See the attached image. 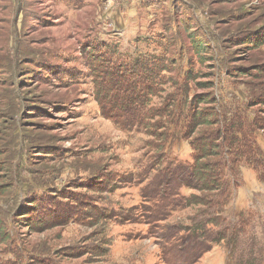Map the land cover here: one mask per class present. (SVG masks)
I'll return each mask as SVG.
<instances>
[{
	"label": "rangeland",
	"instance_id": "rangeland-1",
	"mask_svg": "<svg viewBox=\"0 0 264 264\" xmlns=\"http://www.w3.org/2000/svg\"><path fill=\"white\" fill-rule=\"evenodd\" d=\"M152 65L148 126L106 118ZM173 95L264 119V0H0V264H264V172L188 189L189 141L153 136Z\"/></svg>",
	"mask_w": 264,
	"mask_h": 264
},
{
	"label": "trees",
	"instance_id": "trees-1",
	"mask_svg": "<svg viewBox=\"0 0 264 264\" xmlns=\"http://www.w3.org/2000/svg\"><path fill=\"white\" fill-rule=\"evenodd\" d=\"M157 67V65L149 67L151 75L145 76L135 72L125 83L108 81L113 99L109 97V108L107 114L103 115L110 119L112 113L125 110V113L129 114L130 122L147 127L146 122L151 120L150 116L147 117L150 110L144 112L145 103L142 98L145 95H154L157 91L159 83ZM204 97L210 98L209 102H206L208 105L214 104L212 94ZM198 98L193 96L189 101L182 102L177 96L169 97L159 115L166 118L165 132L153 136L162 140L165 145L170 144L178 136L185 141L188 140L193 153L188 189L202 195L206 194L203 198L209 196L216 200L218 197L226 196V204L228 197L235 193L233 188L238 185L242 168L261 169L264 172V148L258 145L256 134L262 132L264 136V119H259L255 115L249 119L245 114L246 110L233 114L223 106L219 110L220 115L216 114L214 108H207L204 112L199 110V105L205 102ZM259 103L264 105V99ZM251 107L252 104L246 109ZM195 197L197 196H191L186 200L196 199L194 205L209 206V209L217 211L214 210V213H219L220 207H223V201L218 203L210 200L204 203L203 198ZM208 221L213 224L211 220ZM230 226L232 223L228 227Z\"/></svg>",
	"mask_w": 264,
	"mask_h": 264
}]
</instances>
